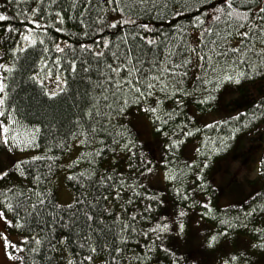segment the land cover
Masks as SVG:
<instances>
[{"label": "trees", "instance_id": "16d2710c", "mask_svg": "<svg viewBox=\"0 0 264 264\" xmlns=\"http://www.w3.org/2000/svg\"><path fill=\"white\" fill-rule=\"evenodd\" d=\"M213 3L218 4L219 0H213ZM236 3L248 4V0H236ZM126 4L120 5V7L125 9L121 17L120 13L112 11L116 4L108 3L107 0H91V4L87 3V0H55V2L53 0H43V3L40 0H0V13L10 18L7 21L0 22V51L3 52L2 65L12 69V71H5V67H1L6 86V104L9 106L12 115L23 126L20 128L22 135L25 134V129H40L37 137V147L10 150L16 154H34V158L18 162H22L24 175H21L20 170L15 166L14 171H9L8 177L0 181V210L18 223H22L25 216H27L30 227L24 234L28 235L30 233L34 236L39 233L38 238L42 240V245H36L31 240H29L27 245L23 243V264H50L49 257L60 255L59 247L61 244L69 250V258H73L71 252L74 245L71 242L66 243V238L72 241L76 237L74 235L70 237L69 229L61 227L53 218L63 216L64 221L67 222L69 215L80 207V205H75V203L70 205L74 207L59 205L55 184V178L62 169L61 161L70 153L73 142L78 140L72 135L76 131V121L80 120L81 124H84L81 117L85 93L90 91L89 81H95L98 76V73L95 72H83L81 62L86 60L87 65L85 66L90 65L92 69H95L97 58L90 55L86 50H82L80 46L86 44L93 50L99 47L107 56L110 51L119 50L124 52L125 48L121 37H126L128 45L133 49V55H141L150 59L153 55L149 51L151 46H147L141 40V36H147L148 39H153L158 44L162 40L169 45H179L184 42L194 43L198 39L197 33L202 31L201 29L193 28L198 16L205 19L206 24L213 25L214 32L219 33L218 36L213 38L218 42L227 36L228 41L232 45H236L240 40L238 32L245 30H249L250 33L254 32L252 20H248L244 28H239L235 24L230 27H226L224 23L213 24L212 20H208L203 16L205 10H209L210 13L212 5H202L201 0H149L143 6L135 7H130L133 4V0H126ZM249 7L255 9L256 5L251 4ZM178 11L180 12L179 15H177ZM240 11L243 12L245 9L240 8ZM57 12L61 13L64 20L63 24L56 17ZM129 18L135 20L136 24L121 25L120 21L122 19L127 20ZM32 21H37L45 27L38 28ZM109 21L117 22V28L106 27L105 24ZM145 23L149 25L151 31L145 32L139 27V25ZM5 25L14 30L12 32L6 31ZM30 28L33 29L32 35L37 40L36 46L29 47L25 52L17 53L14 58L11 54V49L17 42L24 44L22 37L28 34V29ZM57 28L62 29V31H56ZM229 32L232 33L231 36H228ZM41 40L44 42L42 45L40 44ZM53 41L59 44L66 42L67 45H72L74 51L69 52V49L64 46V53L56 52ZM94 41H111L113 45L119 46V49L116 47L107 49L102 44L94 43ZM248 47H254L257 51H260L261 48H264V35H254L253 44L248 45ZM44 48H47L48 51L44 52ZM156 51L157 53H166L167 49L161 44ZM73 56L76 58L77 72L73 74L64 71L63 77L67 79V87L54 100H49L44 95V90L33 80V76L39 72L40 76L43 77L44 72L41 71L43 68L42 61H47L49 67H52V61L60 57L64 68H67L66 60ZM248 59L253 64L260 63V59L253 56L251 52L248 53ZM237 70L245 69L244 66H240ZM199 72L200 69L190 67L188 76L183 81V86L189 90L197 88L198 82L194 77ZM55 75L56 71L53 68V76ZM261 82H264V76L258 75L234 87L251 97V91L247 88L250 85ZM48 83L50 82L46 81V84ZM226 87L228 86L226 85ZM249 102L250 100L248 99L246 103L241 104V107L244 108ZM164 108L168 112L173 113L175 117L167 125V131L170 135L175 131L179 136L180 129L184 124L188 125L186 131H192L193 135L181 136L180 138L184 140V143L181 145L180 150L174 156L163 152L164 159L160 163L156 161L154 154L153 174L162 175L161 183L155 185L150 182V179H145L143 183L146 185V189H137L141 193L139 197L133 196L132 190L128 189L126 185L125 190L121 192L119 200H114V193L109 195L104 185H93L89 189L92 196L99 197L100 193L109 195L108 201L99 200L98 215L101 209L108 207L113 214L120 215L121 219L126 215L137 216L134 227L138 231L129 236L127 245L124 246L125 252L117 256L115 264H137L134 257L142 254L141 249L144 247L146 240L145 237L138 234L139 230L148 231L150 224L154 223V221L150 222L140 218V213L143 212L147 203H153L155 210L151 214L152 216L163 214L171 217L179 209L185 208L188 211V215L184 218L185 224L189 225L187 218H191L192 215H198L204 223L206 222L207 225L211 226L210 233L218 232L224 228L221 221L226 220L234 225L233 228L228 229V236L221 238L220 243L217 245V250H206L203 248L204 252L202 251L208 257L205 260L206 262L210 261L211 256H213L214 259H217V264H222L224 260L231 256L225 248L228 247L231 250L238 238H247L251 243L256 242L255 234L251 229L254 226L264 227V212L245 216V213L251 208L264 205V175L261 174L262 165H264V150L260 161L259 173L261 190L248 203L243 200L241 201L242 203L235 207L220 208L221 191L213 183V176L216 174L221 161L233 155L239 141L244 136L264 125V97L246 106L240 114L223 119L228 121L227 124L222 123L218 127L211 128L200 123L198 118L191 116L190 109L194 108L198 113L207 115L215 112L218 109L217 107L211 108L210 111H201L191 97H186L182 109H177L171 100L164 105ZM129 111H132V109H129ZM236 117L238 119H234ZM236 129L239 130L236 131ZM152 136L161 143L163 149V143L166 138L159 136V134ZM102 138L107 142L108 137ZM195 141H198L196 149L199 148L203 154L195 152V158L189 161L185 156V152L189 145ZM222 143L227 145L225 150L219 153L211 151L215 147H221ZM100 147L101 145L98 142H91V138L86 143L80 142V153L78 158L74 160H79V163L74 165V161L72 162L68 168V175L78 174L80 171L85 173L94 171L96 176L109 173L114 178L122 175L125 179L130 174L134 175V170H130L128 167V157L124 152L111 153L106 150L102 155L96 157L95 162L89 167V160L92 159ZM257 148L256 146L253 147V149ZM45 157H50V159ZM206 158H209L208 167L203 169V179L206 183L205 188L201 189V181L197 178V171L201 161ZM193 161H195V166L188 167ZM169 170L176 176L174 185L180 187L182 192L188 194V200H181L177 197L173 190V182H169L164 178ZM93 179H95V176ZM131 183L132 181L129 180V184ZM65 185L74 193L75 199L80 196L77 186L72 182L65 179ZM39 193H46L50 197L51 204L56 207H48L41 212L39 218L34 219L32 215H29V205L37 199L36 194ZM145 193L148 195L160 194L165 203L157 208L154 202L143 199ZM235 194L238 199L245 195L241 189L239 193ZM130 196L133 197V202L127 203ZM29 197H31V200H29ZM89 200H91V196ZM192 200L197 201V203L188 208L187 206L191 204ZM205 203L210 204V209L202 207ZM8 205H11L15 211L10 210ZM121 206L127 208L126 213L121 212ZM206 211L210 212V215L202 217L201 213ZM78 218L82 222V217ZM125 222L127 223L128 221ZM46 223L48 228L44 227ZM243 224H247L248 227H243ZM102 227L105 229L111 227V231H102L99 227L95 229V233L99 234V239L93 234V240L99 253L95 258V264H105L106 260L110 259L106 253L99 251L101 244L105 242L112 244L114 240L117 243L119 242L118 222L114 223L108 217ZM49 228L51 231H49ZM7 229H9L10 233L18 236L24 231L8 227ZM191 235L192 232L186 227L184 240L189 241L187 236L191 237ZM191 238L189 239L192 247H189L188 251L196 249ZM169 242V239H165V244ZM53 246L57 249L55 253L52 251ZM31 248H35L36 251H30ZM250 248L249 251L236 252V254L243 253L244 264H257L259 259L264 257V250L251 246ZM75 251L79 254L80 259L86 254V249L80 250L76 248ZM196 255L198 257V253ZM159 262L160 264H168L163 253L159 254Z\"/></svg>", "mask_w": 264, "mask_h": 264}, {"label": "snow or ice", "instance_id": "6c2138e0", "mask_svg": "<svg viewBox=\"0 0 264 264\" xmlns=\"http://www.w3.org/2000/svg\"><path fill=\"white\" fill-rule=\"evenodd\" d=\"M43 3V0H40ZM55 2V0H53ZM108 3H115L116 7L112 11L121 14L124 13V8L120 7L121 4H126V0H107ZM149 0H133L130 7L143 6ZM203 4H211L212 9L205 10L203 16L212 20L215 23H224L226 27L235 24L239 28H244L248 20H252L254 32L249 30L240 31L238 35L240 40L236 45H232L225 36L218 42L214 36L219 33L214 32L212 24H206V20L200 16L196 18L193 25L194 29H201L197 33L198 39L194 43L184 42L179 45H169L165 41L158 44L153 39H148L147 36H141V40L147 46H151L149 51L152 52V57L146 58L141 55H133V49L128 45L126 37H121L122 44L125 51L120 52L110 51L106 56L104 51L99 47L95 50L89 48L86 44L80 47L86 50L90 55L97 58L96 67L92 69L87 65V61L81 62L83 72L98 73L95 81H89L90 91L85 93L84 108L82 109V125L80 120L76 121V131L72 133L76 139L81 143H86L91 138V142H98L101 147L95 152V155L89 160V167L95 162V158L102 155L106 150L111 153L124 152L128 157V167L134 170V175L130 174L127 179L122 175L113 177L112 174L105 173L101 176H96L95 172L85 173L80 171L78 174H69L66 179L77 186L80 196L75 199V205H80L68 217V221H64L63 216L54 217L56 223L61 227L69 229V236H75L76 239L69 241L66 238V243H73L71 255L69 258V250L61 244L59 247V256L49 257L50 264H95V258L99 255L98 248L93 240V234L99 239V234L95 233L96 228H101L102 231H111V227L105 229L102 226L105 220L110 217L114 223H119L118 239L112 244L107 242L100 245V252L107 254L110 259L106 260L105 264H115L117 256L125 252L129 236L137 233V228L134 227L137 221L136 215L124 216L121 219L120 215L113 214L108 207L100 210L99 215L97 209L100 208L99 200L103 199L108 201L109 195H113L114 200L121 198V192L125 190L127 185L128 189L132 190L133 196L139 197L141 193L137 191L139 188H145L143 183L145 179H150L154 171L153 158L155 152L158 150L157 145L147 143L144 139L148 135L159 134L165 137L163 143V152L175 155L184 143L181 136H191L192 131H186L188 125L184 124L180 129V135L174 131L169 134L167 125L170 120L175 117L173 113L168 112L164 105L171 100L177 109H182L186 97H191L192 100L200 107L201 111H210L211 108H219L228 101V98L234 91L239 89L234 86L241 85L243 81L253 79L261 75L264 76V48L257 51L254 47H248L253 44L254 35H264V0H248V4H237L236 0H219L218 4H214L213 0H201ZM91 4V0H87ZM255 4V9L249 5ZM126 6H128L126 4ZM240 8L245 11L241 12ZM180 12H177L179 15ZM60 23L63 24L64 20L60 12L56 13ZM10 18L0 13V22L7 21ZM36 27H45L40 25L37 21H32ZM121 25L136 24V21L129 18L121 20ZM106 27L117 28V22H106ZM6 31L12 32L14 29L4 26ZM145 32L151 31L148 24L139 25ZM56 31H62L57 28ZM33 29H28V34L23 35L24 44L19 42L11 49V54L15 58L19 52H25L29 47H35L37 44L36 38L32 35ZM232 33L229 32L228 36ZM135 38V37H133ZM226 42V43H225ZM44 42L41 40L40 44ZM102 44L104 48L110 49L119 46L113 45L111 41L95 42ZM55 51L64 53L65 48L61 47L59 43L53 41ZM163 44L167 49L166 53H157L156 49L160 48ZM69 52L74 51L72 45H66ZM44 52L48 49L44 48ZM251 52L253 56L260 59V63L253 64L248 59V53ZM3 56L0 55V59ZM110 61V62H105ZM44 72L43 77L37 72L33 76V80L37 85L44 90V95L49 100H54L60 93L67 87V79L63 77V72L67 71L75 74L77 72L76 58L73 56L66 60L67 68L61 62V58L57 57L52 61V67H49L47 61H42ZM240 66H244L245 70L238 71ZM0 67H5L0 65ZM190 67L200 69L198 75H195V80L198 82L197 88L189 90L183 86L184 79L188 76ZM53 68L56 75L53 76ZM46 69V71H45ZM5 71H12L11 68L5 67ZM46 81L56 84V89H48ZM226 85L228 87H226ZM132 109V111H129ZM238 119V117L234 118ZM227 124V120L217 121L214 124H208L206 127H218L220 124ZM117 125L119 130L117 131ZM18 119H16L6 104V86L4 84L3 75L0 74V156L6 154L13 149L23 150L26 147H37V137L40 129L32 128L31 130L25 129V134L22 135ZM239 129H236L238 131ZM108 137L107 142L102 137ZM234 138V137H233ZM227 147L222 143L221 147H215L211 151L219 153ZM201 153L198 148L195 150ZM203 154V153H201ZM151 157V158H150ZM50 159V157H45ZM39 159V157H37ZM208 159L201 161L198 166L197 178L201 181V189L205 188V181L203 179V169L208 167ZM79 160L74 161V165L78 164ZM2 164V161H0ZM16 168L20 170L21 175H24L22 170V162L16 163ZM195 166V161L188 165V167ZM262 175H264V165H262ZM95 176V179L93 177ZM8 177V172L0 166V181ZM169 182H173V190L175 195L181 200H188L189 196L186 192H182L180 187H176L174 182L176 176L169 172L164 177ZM129 180L132 181L129 184ZM104 185L109 195L100 193L99 197L92 196L89 189L93 185ZM37 199L29 205V215L33 218H39L41 212L45 211L48 207H56L51 204L50 197L46 193L36 194ZM91 196V200L89 197ZM143 199L154 202L158 208L165 203L160 194H144ZM31 200V197H29ZM133 197L130 196L127 203H132ZM197 203L192 200L191 204L187 207L191 208ZM74 207V206H69ZM205 209H210V204L205 203L202 205ZM8 208L12 211L15 209L11 205ZM87 209V210H85ZM153 203H147L144 206L143 212L140 213L141 219L154 221L150 224L149 230H139V235L146 238L144 247L141 249L140 255L134 257L137 264H160L159 254L163 253L168 261V264H199L196 259V251H188L191 241H185L186 224L184 218L188 215L185 208L179 209L175 215L169 217L167 215L152 216L154 212ZM121 212L126 213L127 208L121 206ZM264 212V205H258L251 208L245 213V216H252L255 213ZM210 215L206 211L201 213V216ZM78 217H82V222ZM125 221H128L127 223ZM0 222L8 228H15L24 230L20 233L22 242L27 245L29 240L36 245H42V240L39 233L36 235H25L24 232L30 227L28 218L25 216L22 223L15 222L14 219L9 218L4 211L0 210ZM224 228L215 233H209L205 236H196L194 239L199 241V246L204 249L217 250V245L220 243L222 237L228 236V229L234 227L229 221H221ZM55 226V224H53ZM247 228V224H243ZM48 228V224L44 225ZM79 229V231H77ZM49 231L51 229L49 228ZM251 231L255 234L256 242L251 244V247L264 250V227H253ZM165 239H169V243L165 244ZM0 241L3 242L5 247V255L8 260H14L13 250H23L20 246L14 243L6 234H0ZM49 243H51L49 241ZM86 249V254L82 259L75 251ZM30 251L35 252V248ZM53 253L57 251L55 246L52 247ZM222 264H244L243 253L231 255Z\"/></svg>", "mask_w": 264, "mask_h": 264}, {"label": "rangeland", "instance_id": "374dc122", "mask_svg": "<svg viewBox=\"0 0 264 264\" xmlns=\"http://www.w3.org/2000/svg\"><path fill=\"white\" fill-rule=\"evenodd\" d=\"M66 45V42L60 43L61 47H64ZM0 55L3 56L2 51H0ZM2 59H0V65H2ZM0 74L3 75L1 67ZM46 85L48 89H56V84L53 82H50ZM247 89L251 91V97L247 94H244V92H240L239 90L234 91L228 98V101L220 106L215 112L207 115H202L198 113L194 108H191L190 114L191 116L198 118V120H200V123H202L203 125L213 124L217 121L236 116L240 114L244 110V108H246V106H249L260 98L264 97V82L250 85ZM248 99L250 100V102L244 108H242L241 104L246 103ZM263 128L264 125L259 127L256 131L244 136L239 141L233 155L221 161L220 165L218 166L216 174L213 176V183L221 191V199L219 201L220 208L235 207L239 203H242L241 201L243 200L245 203H248L254 196H256L260 192V161L264 150ZM144 139L147 143L158 146V150L155 152V159L159 163L162 162L164 156L161 143L156 141L151 134L146 136ZM255 146L258 148L253 149V147ZM2 147L3 146L0 145V149H2ZM197 147L198 141H195L194 143L189 145L185 152L187 160L192 161L195 158V150ZM79 153L80 140H75L72 144L70 153L61 161L62 169L55 178L58 203L61 206H70L75 203V195L65 185V179L68 176V168L70 167L72 162L78 158ZM29 158H34V154H16L12 151H8L6 154L0 156V161H2V164H0V166H2L7 172L14 171L16 163ZM243 167L244 169L242 170ZM161 181V174L155 173L151 175L150 182L152 184L158 185L161 183ZM240 189L244 191L245 195L238 199V196L235 193H239ZM196 216L192 215L191 218H187L189 221V225H186V227L192 232V238L188 237V235L187 240H190L189 238H191L193 241V246H196V249H199L197 251L198 257H196L199 264H217V259H214L213 256H211L210 261H205L206 259H208V257L205 256L204 253H202V251L204 252V249L199 246V241L194 239V237L196 236L202 237L211 232V226L207 225L206 222L204 223V221L200 217H198V215ZM8 230L9 229H7V226L0 222V234H6L14 243L18 244L20 248L23 249L21 236L14 235ZM250 243L251 241L247 238H238L235 242V246H232L231 250L227 246V248L225 249L227 250V253L233 255L236 254V252L249 251L251 249ZM8 250L14 251L16 257L14 260L7 259L5 255L4 244L2 241H0V264H23V250ZM257 264H264V257L259 259Z\"/></svg>", "mask_w": 264, "mask_h": 264}]
</instances>
